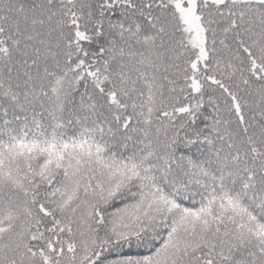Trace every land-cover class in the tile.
<instances>
[{"label":"snow or ice","instance_id":"6c2138e0","mask_svg":"<svg viewBox=\"0 0 264 264\" xmlns=\"http://www.w3.org/2000/svg\"><path fill=\"white\" fill-rule=\"evenodd\" d=\"M0 264H264V0H0Z\"/></svg>","mask_w":264,"mask_h":264}]
</instances>
